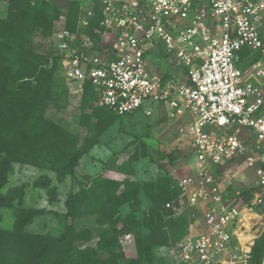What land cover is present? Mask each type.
<instances>
[{
	"label": "built area",
	"instance_id": "1",
	"mask_svg": "<svg viewBox=\"0 0 264 264\" xmlns=\"http://www.w3.org/2000/svg\"><path fill=\"white\" fill-rule=\"evenodd\" d=\"M52 41L57 74L82 97L89 83L98 107L190 117L191 172L164 208L199 216L172 263L251 264L264 241V0H91Z\"/></svg>",
	"mask_w": 264,
	"mask_h": 264
},
{
	"label": "trees",
	"instance_id": "2",
	"mask_svg": "<svg viewBox=\"0 0 264 264\" xmlns=\"http://www.w3.org/2000/svg\"><path fill=\"white\" fill-rule=\"evenodd\" d=\"M7 2V15L0 19V208L12 209L25 200V185L4 189L15 163L27 164L57 174L63 182L73 175L80 161L99 144L100 136L113 126L118 118L115 113L97 106L94 91L85 85L81 104L80 124L89 131L81 137L64 129L46 117L47 106L57 84L58 54L51 45L54 73L29 76L25 65L40 59L33 49L37 34L53 36V25L59 13L37 0H0ZM88 2L84 3L87 4ZM81 1L70 3L66 25L76 30ZM97 191L71 194L67 201L66 215L53 213L60 218L77 219L99 211L104 221L119 207L129 205L133 209L128 219L127 232L138 243V256L152 260V250L167 247L173 249L189 234L188 221L193 212L170 217L165 210L167 202L179 197V190L172 178L164 177L145 184L123 185L111 180H96ZM50 179L41 176L34 188L48 189ZM144 193L151 202L149 212L142 220L137 219ZM51 202L57 200L55 189H49ZM50 213V212H49ZM46 210L21 207L15 212L11 230L0 228V264H120L122 253L113 252L100 258L96 250L81 249L78 244L87 239L88 233L77 231L73 225L58 236L33 234L27 228ZM1 219V216H0ZM101 222V221H100ZM264 241L260 240L253 250L251 264H261ZM131 264H141L132 261Z\"/></svg>",
	"mask_w": 264,
	"mask_h": 264
},
{
	"label": "rangeland",
	"instance_id": "3",
	"mask_svg": "<svg viewBox=\"0 0 264 264\" xmlns=\"http://www.w3.org/2000/svg\"><path fill=\"white\" fill-rule=\"evenodd\" d=\"M37 1L44 2L51 12L59 13V19L53 25L55 32L62 28L67 20L70 3L75 0ZM77 1L83 4L91 0ZM3 10L4 6L0 2V13ZM52 44V35L35 36L33 49L40 59L25 65L29 76L54 73L50 54ZM163 58V55H159L157 63L161 65ZM170 74L175 76L171 72ZM57 77L58 82L53 88L46 117L75 135L88 136V129L80 124L82 96L79 88L65 82L61 74ZM189 121L188 115L171 119L164 111H157L152 117L136 112L118 118L115 124L100 136L99 144L82 158L74 174L69 175L63 182L59 181L55 172L15 163L4 192L9 188L25 185V200L21 205L16 203L12 209L0 208V228L13 229L15 212L21 207L46 210L48 214L36 219L27 228L28 232L58 236L73 225L77 231L88 233V238L78 244L81 249L90 247L96 250L100 258H107L113 252H117L124 256L120 264H131L134 260L140 261L141 264H173L171 258L173 249L167 247L152 250V260L138 256L135 236L126 231L129 216L134 212L129 205L116 208L105 221L99 211L77 219H64L53 213L67 214V201L71 194H80L83 191L95 193L99 184L96 180L118 182L122 190L123 185L128 183L145 184L170 177L177 187L178 183L191 172L192 143L186 135ZM244 175L250 176V172L240 169L236 178L231 180L235 188H243L241 182ZM41 176L50 179L48 189L33 187V183ZM249 179L246 182L250 181ZM49 189L56 191L57 200L54 202L49 199ZM140 199L141 204L135 215L137 219L142 220L149 212L151 202L144 193L140 195ZM192 215L188 221L189 228L197 222L199 213L194 211ZM237 260L239 259H235Z\"/></svg>",
	"mask_w": 264,
	"mask_h": 264
},
{
	"label": "crops",
	"instance_id": "4",
	"mask_svg": "<svg viewBox=\"0 0 264 264\" xmlns=\"http://www.w3.org/2000/svg\"><path fill=\"white\" fill-rule=\"evenodd\" d=\"M77 1V0H76ZM1 2V4H3V6H4V10H3V12H1L0 13V19H2V18H5L6 17V15H7V6H8V4H7V2H5V1H0ZM66 22V21H65Z\"/></svg>",
	"mask_w": 264,
	"mask_h": 264
}]
</instances>
